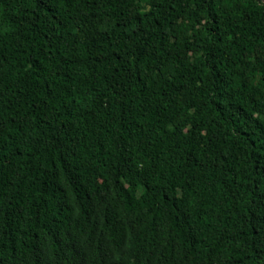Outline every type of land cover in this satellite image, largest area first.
<instances>
[{
    "label": "trees",
    "instance_id": "trees-1",
    "mask_svg": "<svg viewBox=\"0 0 264 264\" xmlns=\"http://www.w3.org/2000/svg\"><path fill=\"white\" fill-rule=\"evenodd\" d=\"M0 264H264V0H0Z\"/></svg>",
    "mask_w": 264,
    "mask_h": 264
}]
</instances>
